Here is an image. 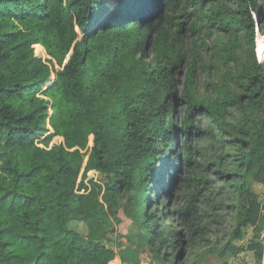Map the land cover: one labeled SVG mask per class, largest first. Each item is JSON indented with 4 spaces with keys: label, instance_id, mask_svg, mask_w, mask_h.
<instances>
[{
    "label": "trees",
    "instance_id": "obj_1",
    "mask_svg": "<svg viewBox=\"0 0 264 264\" xmlns=\"http://www.w3.org/2000/svg\"><path fill=\"white\" fill-rule=\"evenodd\" d=\"M108 7L105 0H0V264H110L117 251L103 238L124 199L144 230L141 243L166 260L162 251L178 233L169 198L181 170L204 164L195 157L204 156L206 140L234 150L219 157L233 156L240 202L213 215L219 223L230 214L235 224L228 240L217 237L201 257L234 253L241 228L264 226V201L251 183L264 184V63L255 45L256 28L264 33V0H119ZM200 69L210 75L205 91ZM55 136L64 143L49 148ZM223 163L208 164L227 175ZM92 170L103 183L81 192ZM201 191L189 192L182 213L195 211ZM202 225L204 237L212 224ZM16 240L33 255L17 251ZM249 247L261 262L263 242Z\"/></svg>",
    "mask_w": 264,
    "mask_h": 264
},
{
    "label": "rangeland",
    "instance_id": "obj_2",
    "mask_svg": "<svg viewBox=\"0 0 264 264\" xmlns=\"http://www.w3.org/2000/svg\"><path fill=\"white\" fill-rule=\"evenodd\" d=\"M105 1L109 6L108 8L110 11L115 9L119 3V0ZM181 36L185 37V46L187 47L190 45L191 37L188 35L186 29L181 32ZM206 40L208 42L211 41L210 38H207ZM259 40H262L261 45L263 48H259ZM255 45L258 60L264 63V33L260 31L258 27L256 28ZM40 49L41 46H36L37 54L41 53ZM41 58L47 60L51 57L45 58L42 56ZM66 59H68V57ZM55 69H61V67L55 63ZM185 70L186 67L182 68V71L179 74L182 79L184 78ZM198 76L201 88L205 91L204 81L208 80L210 75H208L207 70L200 69ZM55 77V73L52 72L51 78L55 79ZM45 88L46 87L44 86L39 91L40 96H44L41 92ZM176 113L177 118L180 120L185 114L180 106L176 108ZM200 119H202L200 115L194 116V121L196 123L199 122ZM52 130L53 129L49 127V132L46 133V135L51 133ZM46 135L37 139V142L41 146H45L40 142ZM52 138L53 139L49 144V148L55 144L64 143V140L58 139L56 136ZM204 145V156L202 157L197 154L195 158L199 161L201 160L205 166L202 165L197 167V165L193 164L190 170H181V178L190 177L191 180H182L180 177L177 178L173 186V193L169 198V208L171 213L174 215V229L178 233L176 234L177 238L175 246L172 249H163L162 251V253L164 252L166 260L159 259L156 256L155 251H152V248L149 245L141 243V238H145L144 230L142 226H140L141 224L137 221L134 206L128 201V199H124L117 208L116 212L114 214L110 213V232L105 238H103L105 244L113 247L117 251V255H115L116 257L111 260L110 264H264V249L263 258L260 262L255 254V249L249 247V245L258 241H262L264 245V226L260 231L255 229L254 225L249 224L241 228V236L234 237L232 239L233 243L236 245V251L234 253L230 252V250H226L221 254L209 253L204 257H201L199 254L203 251H208L210 247L217 244V237H223L225 241L229 239L228 232L233 229L235 218H233L230 214H226L227 216L224 220L218 223L214 221L213 215L220 211L227 213L230 209L228 205H234V203L240 202V197L233 193L234 185L231 184L233 179L236 177L229 165L233 156H226L224 159L219 157L228 151L233 153L234 150L232 151V149L229 148L225 151L226 147L222 146V141H217L216 146H214L206 140ZM92 146L93 135L89 138V150ZM87 159L88 155L85 157V162ZM214 160L217 161V163L224 161L222 165L227 172V175L217 172L216 164H208ZM194 176H199L200 178L205 176L208 181L198 183ZM85 183L88 186V189L83 188L81 192L90 191V188L94 186V183H103L102 175L98 170H92L88 173ZM251 183L252 188L258 192L257 194H259L258 197L260 201L263 202L264 184L256 183L253 179H251ZM196 186L202 189L201 194H199L194 203L196 206V212L193 211L192 213L184 214L182 213V210L188 204V194ZM100 195H102V193ZM206 195L209 196V199ZM209 221H211L212 226L206 230L204 237H201L198 226H203V223ZM164 223L165 225L170 224L171 220L165 218ZM84 226L85 225L83 223H78L77 227L84 231ZM206 245L208 246L206 247ZM13 246L22 254L32 256L34 253L31 246L21 243L20 241H14Z\"/></svg>",
    "mask_w": 264,
    "mask_h": 264
},
{
    "label": "water",
    "instance_id": "obj_3",
    "mask_svg": "<svg viewBox=\"0 0 264 264\" xmlns=\"http://www.w3.org/2000/svg\"><path fill=\"white\" fill-rule=\"evenodd\" d=\"M69 57H70V54H69V56H68V59H69ZM68 59H66V61H65V62H67V61H68Z\"/></svg>",
    "mask_w": 264,
    "mask_h": 264
}]
</instances>
